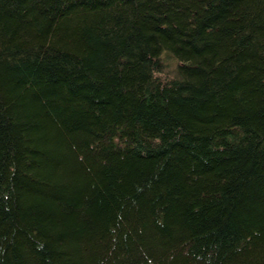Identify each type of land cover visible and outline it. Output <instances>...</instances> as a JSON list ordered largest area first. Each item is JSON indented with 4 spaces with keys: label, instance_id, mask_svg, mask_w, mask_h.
Returning a JSON list of instances; mask_svg holds the SVG:
<instances>
[{
    "label": "trees",
    "instance_id": "obj_1",
    "mask_svg": "<svg viewBox=\"0 0 264 264\" xmlns=\"http://www.w3.org/2000/svg\"><path fill=\"white\" fill-rule=\"evenodd\" d=\"M0 264H264V0H0Z\"/></svg>",
    "mask_w": 264,
    "mask_h": 264
}]
</instances>
